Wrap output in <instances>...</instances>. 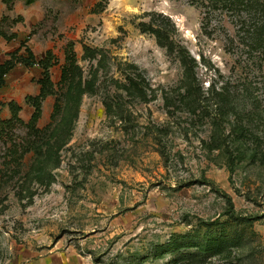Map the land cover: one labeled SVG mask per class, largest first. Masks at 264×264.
<instances>
[{
  "label": "rangeland",
  "instance_id": "rangeland-1",
  "mask_svg": "<svg viewBox=\"0 0 264 264\" xmlns=\"http://www.w3.org/2000/svg\"><path fill=\"white\" fill-rule=\"evenodd\" d=\"M0 264H264V0H0Z\"/></svg>",
  "mask_w": 264,
  "mask_h": 264
},
{
  "label": "trees",
  "instance_id": "trees-1",
  "mask_svg": "<svg viewBox=\"0 0 264 264\" xmlns=\"http://www.w3.org/2000/svg\"><path fill=\"white\" fill-rule=\"evenodd\" d=\"M33 0H27L28 4H31ZM49 84V81H48ZM51 84V83H50ZM49 93L46 90L44 86H42L39 90V94L35 96L34 98L27 97L26 101L29 105L33 106L34 108V113L32 115L31 121H37L41 117V103L48 97ZM112 109V114L115 116H120L122 117L123 112L121 109V105L119 101L116 99L114 103H112L111 106ZM10 110L12 111L13 117L11 120L7 121L4 124H11L13 121H20L18 114L21 111L20 106H18L16 103H10Z\"/></svg>",
  "mask_w": 264,
  "mask_h": 264
}]
</instances>
